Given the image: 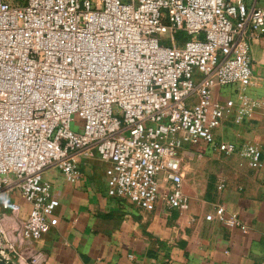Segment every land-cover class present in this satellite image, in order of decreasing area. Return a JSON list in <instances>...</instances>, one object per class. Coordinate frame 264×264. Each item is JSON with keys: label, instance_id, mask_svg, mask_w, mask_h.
I'll list each match as a JSON object with an SVG mask.
<instances>
[{"label": "built area", "instance_id": "2783aa9c", "mask_svg": "<svg viewBox=\"0 0 264 264\" xmlns=\"http://www.w3.org/2000/svg\"><path fill=\"white\" fill-rule=\"evenodd\" d=\"M263 27L256 0H0V264L44 262L33 244L57 205L48 167L73 184L78 158L97 156L109 165L107 194L139 209L163 177L165 204L179 211L184 145L212 143L260 167L256 146L216 142L214 131L252 112L215 91L248 83ZM15 192L28 205L22 219ZM204 218L248 230L222 205Z\"/></svg>", "mask_w": 264, "mask_h": 264}, {"label": "crops", "instance_id": "0c3cea01", "mask_svg": "<svg viewBox=\"0 0 264 264\" xmlns=\"http://www.w3.org/2000/svg\"><path fill=\"white\" fill-rule=\"evenodd\" d=\"M256 5L264 11V0ZM249 55L248 83L219 87L215 98L252 112L239 122L230 115L214 139L256 146L260 167L237 153L221 156L212 143L184 145L177 158L184 211L165 204L169 183L163 177L155 201L139 209L107 194L109 165L97 156L78 158L80 177L73 184L48 167L44 179L57 205L33 244L45 255L43 264H264V27L250 41ZM215 205L235 212L248 230L205 220ZM10 209L19 219L27 212L18 192L10 195Z\"/></svg>", "mask_w": 264, "mask_h": 264}, {"label": "trees", "instance_id": "16d2710c", "mask_svg": "<svg viewBox=\"0 0 264 264\" xmlns=\"http://www.w3.org/2000/svg\"><path fill=\"white\" fill-rule=\"evenodd\" d=\"M175 38H176L177 40H183V39H185L186 37H185V34H184L183 32H179V33H177V34L175 35Z\"/></svg>", "mask_w": 264, "mask_h": 264}, {"label": "rangeland", "instance_id": "374dc122", "mask_svg": "<svg viewBox=\"0 0 264 264\" xmlns=\"http://www.w3.org/2000/svg\"><path fill=\"white\" fill-rule=\"evenodd\" d=\"M12 3H21L22 0H10Z\"/></svg>", "mask_w": 264, "mask_h": 264}]
</instances>
